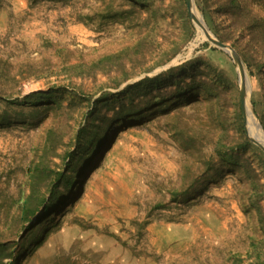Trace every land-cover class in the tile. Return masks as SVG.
<instances>
[{"label":"rangeland","instance_id":"obj_1","mask_svg":"<svg viewBox=\"0 0 264 264\" xmlns=\"http://www.w3.org/2000/svg\"><path fill=\"white\" fill-rule=\"evenodd\" d=\"M194 5L239 56L264 132V0ZM184 12L181 0H0V116L10 120L0 125V264L264 263L262 151L244 125L231 57ZM193 60L174 77L184 93L167 83L158 109L111 123L132 99L126 87ZM30 94L56 104L4 105ZM88 126L103 131L86 151ZM56 172L74 187L54 182ZM53 182L56 207L42 214Z\"/></svg>","mask_w":264,"mask_h":264},{"label":"trees","instance_id":"obj_2","mask_svg":"<svg viewBox=\"0 0 264 264\" xmlns=\"http://www.w3.org/2000/svg\"><path fill=\"white\" fill-rule=\"evenodd\" d=\"M33 1H38V0H33ZM49 1L67 2L69 0H49ZM126 1L133 2V3L137 4L141 0H126ZM181 1L183 4L185 3L184 0H181ZM231 2H232L231 3L232 6H233L234 2L233 1H231ZM140 6H142V5H140ZM178 16H182V15L178 13ZM183 17L186 19V24L189 25L187 13L184 12ZM205 19H206V17H205ZM258 26L260 28L262 26V28L264 29V23H262V25L260 23ZM219 40L222 42V40L220 38H219ZM213 51H215V50H213ZM195 65H196V67L198 66V60H193V61L187 63L186 65L181 66L177 69H174V68L169 69V70L165 71L164 73H160L153 78H144L140 82L126 87L123 92L126 94H129L132 99L127 105H125L123 103L120 105V107L116 111L115 115L110 119L111 123H113V122L121 123V122L127 120L128 118L129 119L137 118V117L141 118L143 115V113H141L142 110L149 108V107H153L154 108L153 110L158 109L160 106V103L163 102L164 100H166L165 97L162 98L164 95L162 94V92H159V89L162 88V86L166 85L167 83L169 85L175 86V89L177 90V91L172 93V96H174V94H176V93H180V94L184 93L185 89L182 86H180L178 81L177 82L175 81L174 77L176 76L177 72H180V71L187 69L189 67H193ZM169 80H172V82L169 83L168 82ZM205 86H207V83L205 81L201 80L198 83L193 81L190 84H186V90H190L192 94H195V93L199 92ZM155 89L157 90V95H152V97L146 101L139 100V101H137V103H134V98H136L137 96H140V95H141V97L144 98V97L148 96L149 94L151 95L152 91ZM57 91H58V89H57ZM48 103L56 104V100H54L53 102L48 101ZM48 103H45V101H44V94H30V95H26L21 100H18L16 98L12 101H6V100L4 101L5 106L16 107V108H19L20 110H23L24 108H37L40 106H44ZM91 114H92V112H90L88 114V116H90ZM107 121H108V119H104L105 125L107 124ZM9 122H10L9 118L7 119L4 116H0V125L6 124ZM102 131H103V128L98 127V126H94V127L88 126L86 130L82 129L80 131L82 134L83 141L86 138H88V143H87L86 147H84V148H86L85 149L86 151L89 150L90 148L94 147V144H95L98 136L102 133ZM49 140H50V138H49ZM92 153H93V151L91 152V154ZM260 154L264 159V154L262 152H260ZM218 156L220 159L222 158V152L221 151H219ZM221 162L228 164V165H234V157L233 156H226L221 160ZM40 169H43L42 165L38 166V171H40ZM69 176L70 175L65 176V175H62L61 173L56 172L54 182L59 181V179L62 177L63 187L70 190L74 187L75 181H73V180L71 181ZM211 177H213V176H211ZM36 179H38V178L35 177V180ZM54 182L50 188L51 192L49 191L51 193L50 199L47 202V204L43 207L44 210H43L42 214L50 212V210L55 209V207H56L55 203H53V201L55 200L54 190L56 189ZM192 189L195 190V187H193ZM32 190L33 191L31 193V195H32L31 197L33 200H36L35 187H33ZM192 194H193V191L189 192L187 190L185 192H172L171 193V199H172L171 202H175V203L176 202H182L185 198H188V196H190ZM45 202H46V200L44 198L38 199L34 205H30L27 208V213L33 214L34 211L37 209L36 206H38L39 204H43ZM157 208H160V205H157ZM53 212L54 211H51V213H49V214L51 215Z\"/></svg>","mask_w":264,"mask_h":264},{"label":"water","instance_id":"obj_3","mask_svg":"<svg viewBox=\"0 0 264 264\" xmlns=\"http://www.w3.org/2000/svg\"><path fill=\"white\" fill-rule=\"evenodd\" d=\"M184 2H185V10H186L189 21L194 26H196V25L198 26L199 23H198L197 19L195 18V15H194V9H195L194 0H184ZM206 28H207V26H206ZM203 35H204V39H203L204 42H207L210 46L228 54L233 61L235 73H236L237 81H238L240 98H241V111H242V116H243L244 125H245L244 102H245V97L247 94V88L249 90V86H248V84H247V87L245 86V74H244L242 62H241L239 56L237 55L236 51L230 45L222 43L217 38H215L210 33L208 28L203 29ZM250 108H251L252 113L254 114V111H253V108L251 107V105H250ZM245 127H246V125H245ZM252 140L259 147V149L262 151V153L264 154V143L257 141V140H254V139H252Z\"/></svg>","mask_w":264,"mask_h":264},{"label":"bare ground","instance_id":"obj_4","mask_svg":"<svg viewBox=\"0 0 264 264\" xmlns=\"http://www.w3.org/2000/svg\"><path fill=\"white\" fill-rule=\"evenodd\" d=\"M194 15H195V18L197 19V21L199 23V25L198 26L196 25L195 27L200 32L201 38L204 39L203 29H207L206 25L202 21L201 17L196 13L195 9H194ZM245 86L247 87L246 74H245ZM245 103H246V105H245ZM244 105H245V120H246L245 125H246L247 130L250 132V134L252 135L254 140H257V141L264 143V132H263L256 116L252 113L251 108H250L248 88H247V94L245 97Z\"/></svg>","mask_w":264,"mask_h":264}]
</instances>
